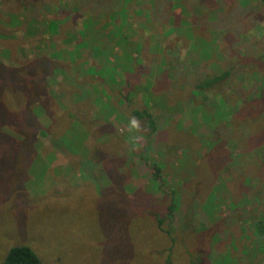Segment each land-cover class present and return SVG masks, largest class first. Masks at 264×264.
Wrapping results in <instances>:
<instances>
[{
	"label": "rangeland",
	"instance_id": "obj_1",
	"mask_svg": "<svg viewBox=\"0 0 264 264\" xmlns=\"http://www.w3.org/2000/svg\"><path fill=\"white\" fill-rule=\"evenodd\" d=\"M0 34V261L264 264V2L0 0Z\"/></svg>",
	"mask_w": 264,
	"mask_h": 264
},
{
	"label": "trees",
	"instance_id": "obj_2",
	"mask_svg": "<svg viewBox=\"0 0 264 264\" xmlns=\"http://www.w3.org/2000/svg\"><path fill=\"white\" fill-rule=\"evenodd\" d=\"M260 1L264 2V0H260ZM7 13L11 14L12 10H8ZM49 17H50V19H52L55 16L53 15V13H51V15ZM0 37H1V34H0ZM11 42H12V40H9V39L7 40V39H4L2 37L0 38V47L2 49L1 52H3L5 54V56L8 54L10 47H12ZM13 44L15 46V43H13ZM1 69H2V66L0 65V70ZM22 74H24L25 76H23V77L26 78L27 73H22ZM40 75H41V73H40ZM229 76H230V71L229 70H223L221 73H218L217 75H214L211 78L202 80V82H199V81L192 82V83H190V86L192 88H194L195 90H199V91H202L204 89L210 90V92L213 90H222V89L230 86V83H228ZM27 78H29V75H27ZM39 78H40V76H39ZM1 79L2 78L0 76V81H1ZM177 89L180 90V87H177ZM31 90L34 91V89H31ZM181 90L182 91L184 90V87L182 85H181ZM167 91H170V90L167 89L165 91V93ZM187 92H188V90H187ZM6 95L9 98H11L12 97V89H10L9 92L6 91ZM231 97L232 96H228L227 98L224 99V101L227 104H230L232 101L235 102L234 99L230 100ZM31 101H32V99H31ZM173 101L175 102V100H173ZM163 103H164V106H166V108L164 110L168 109L167 102H163ZM235 104H238V102H235ZM9 105L14 108V106H12L10 103H9ZM169 105H170V103H169ZM20 107L23 108V105H21V106L16 105V110H20ZM38 107L39 106L35 105L34 107H32L30 109L29 114L31 115V117L33 119H35V118L33 117L32 114H34V112L39 110ZM229 110H231V109H229ZM217 113L218 114H216V116L219 117L220 119H222L223 117H221V113H219V112H217ZM130 114L133 115L138 121L143 122V127H144L143 129L145 130V135L152 134L155 131V125L145 110H141V111L132 110L130 112ZM166 114H167V116H165L163 119L165 124H166V119L171 118L173 116L172 111L166 112ZM42 119L43 118H41V120ZM35 122H36V124L39 123L37 120H35ZM32 130L33 131L35 130V126H32ZM244 164L246 165V163H244ZM224 166L226 169L221 170V171H222V173H225V175H226L225 178L227 180H231L235 174V170H233V168H235V164L233 162H229V163L227 162L224 164ZM159 179H160V175H159L158 168L153 166L152 180H153V182H157ZM162 182L163 181L160 180L157 183L158 186L156 187V189H161ZM213 188H215V185ZM169 194H170V196H169V206L167 208V218L170 217V214L173 215L176 212V210H177L176 205L178 204V201L175 198V193L172 190H170ZM157 222H161V221L157 220ZM252 226L254 228L253 229L254 237L255 238L263 237V235H264V221L262 219H258L257 221L255 220V222L252 223ZM160 231L166 235L169 233L167 230H163V229H160ZM0 264H40V263H39V260L36 258V256L31 252L30 248H28L27 246L20 245V246H14V247H11L10 249H8L5 256L0 261ZM168 264H169V262H168Z\"/></svg>",
	"mask_w": 264,
	"mask_h": 264
},
{
	"label": "clouds",
	"instance_id": "obj_3",
	"mask_svg": "<svg viewBox=\"0 0 264 264\" xmlns=\"http://www.w3.org/2000/svg\"><path fill=\"white\" fill-rule=\"evenodd\" d=\"M128 130L130 133H136L140 131V122L135 117L130 118Z\"/></svg>",
	"mask_w": 264,
	"mask_h": 264
}]
</instances>
